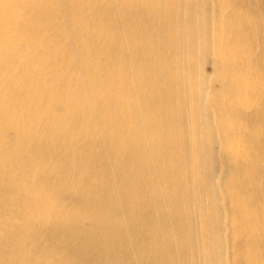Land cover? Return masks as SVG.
Segmentation results:
<instances>
[{
  "label": "bare ground",
  "instance_id": "1",
  "mask_svg": "<svg viewBox=\"0 0 264 264\" xmlns=\"http://www.w3.org/2000/svg\"><path fill=\"white\" fill-rule=\"evenodd\" d=\"M0 264H264V0H0Z\"/></svg>",
  "mask_w": 264,
  "mask_h": 264
}]
</instances>
